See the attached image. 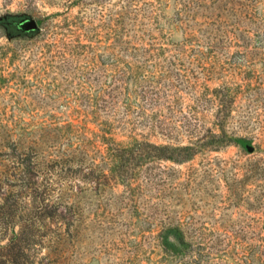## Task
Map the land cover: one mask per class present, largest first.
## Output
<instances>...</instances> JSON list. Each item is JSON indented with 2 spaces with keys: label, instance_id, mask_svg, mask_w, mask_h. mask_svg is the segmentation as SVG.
I'll return each mask as SVG.
<instances>
[{
  "label": "rangeland",
  "instance_id": "1",
  "mask_svg": "<svg viewBox=\"0 0 264 264\" xmlns=\"http://www.w3.org/2000/svg\"><path fill=\"white\" fill-rule=\"evenodd\" d=\"M0 264H264V0H0Z\"/></svg>",
  "mask_w": 264,
  "mask_h": 264
},
{
  "label": "water",
  "instance_id": "2",
  "mask_svg": "<svg viewBox=\"0 0 264 264\" xmlns=\"http://www.w3.org/2000/svg\"><path fill=\"white\" fill-rule=\"evenodd\" d=\"M18 27L23 32L35 31L38 29L37 23L34 20H22L18 22ZM248 151H252L251 148H248Z\"/></svg>",
  "mask_w": 264,
  "mask_h": 264
},
{
  "label": "trees",
  "instance_id": "3",
  "mask_svg": "<svg viewBox=\"0 0 264 264\" xmlns=\"http://www.w3.org/2000/svg\"><path fill=\"white\" fill-rule=\"evenodd\" d=\"M154 147H156V146H154ZM156 148L162 149V150L167 149V147H165V146H163V147H156ZM184 149H187V148L184 147ZM161 158H164L166 160H172L173 157L164 155V157H161ZM22 168H23L24 171H29V165H24Z\"/></svg>",
  "mask_w": 264,
  "mask_h": 264
}]
</instances>
